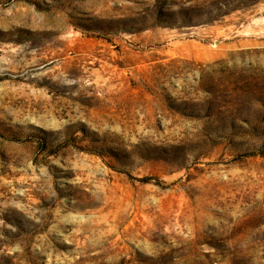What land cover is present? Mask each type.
<instances>
[{
	"label": "rangeland",
	"instance_id": "1",
	"mask_svg": "<svg viewBox=\"0 0 264 264\" xmlns=\"http://www.w3.org/2000/svg\"><path fill=\"white\" fill-rule=\"evenodd\" d=\"M0 264H264V0H0Z\"/></svg>",
	"mask_w": 264,
	"mask_h": 264
}]
</instances>
